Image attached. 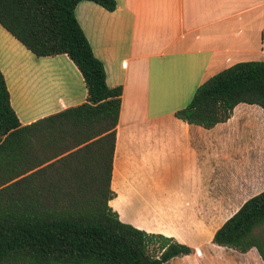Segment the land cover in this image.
I'll use <instances>...</instances> for the list:
<instances>
[{"label":"crops","instance_id":"1","mask_svg":"<svg viewBox=\"0 0 264 264\" xmlns=\"http://www.w3.org/2000/svg\"><path fill=\"white\" fill-rule=\"evenodd\" d=\"M115 2L113 12L88 1L75 7L107 86L122 88L109 206L122 222L199 252L264 191V111L239 104L208 130L174 114L220 71L264 62V0ZM0 70L21 125L86 102L83 78L66 55L37 58L1 26ZM114 204L129 212L126 219ZM159 208L174 221L151 222Z\"/></svg>","mask_w":264,"mask_h":264},{"label":"trees","instance_id":"2","mask_svg":"<svg viewBox=\"0 0 264 264\" xmlns=\"http://www.w3.org/2000/svg\"><path fill=\"white\" fill-rule=\"evenodd\" d=\"M83 1L117 7L115 0H0V26L37 58L66 55L87 91L85 103L21 125L0 70V264H167L194 249L122 222L109 206L122 88L107 86L77 22ZM239 104L264 111L263 61L208 78L174 115L208 130ZM211 243L241 254L255 249L264 264V191Z\"/></svg>","mask_w":264,"mask_h":264},{"label":"rangeland","instance_id":"3","mask_svg":"<svg viewBox=\"0 0 264 264\" xmlns=\"http://www.w3.org/2000/svg\"><path fill=\"white\" fill-rule=\"evenodd\" d=\"M255 118V117H254ZM251 131V130H250ZM260 136L263 137L262 134ZM264 139V138H263ZM250 169L252 170L255 166L253 159L250 160ZM114 207L121 212L122 218H127V213L122 210L121 206L114 204ZM157 214L152 212L148 218L152 221L170 222L172 223L175 219L174 214L168 209H155ZM181 217V216H180ZM194 242V241H192ZM185 245V244H184ZM190 247V246H189ZM255 254L243 255L233 249L212 246H201L199 252L194 250V253L188 256H181L171 259L167 264H263L260 260L257 252Z\"/></svg>","mask_w":264,"mask_h":264}]
</instances>
